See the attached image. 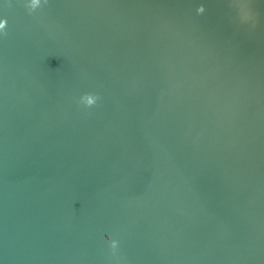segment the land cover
<instances>
[{
  "label": "water",
  "instance_id": "95a60500",
  "mask_svg": "<svg viewBox=\"0 0 264 264\" xmlns=\"http://www.w3.org/2000/svg\"><path fill=\"white\" fill-rule=\"evenodd\" d=\"M0 24V264H264V0Z\"/></svg>",
  "mask_w": 264,
  "mask_h": 264
},
{
  "label": "clouds",
  "instance_id": "9594fccd",
  "mask_svg": "<svg viewBox=\"0 0 264 264\" xmlns=\"http://www.w3.org/2000/svg\"><path fill=\"white\" fill-rule=\"evenodd\" d=\"M3 25L2 24H0V27H2ZM98 98V97H97Z\"/></svg>",
  "mask_w": 264,
  "mask_h": 264
}]
</instances>
